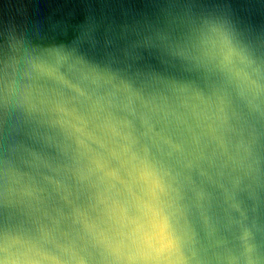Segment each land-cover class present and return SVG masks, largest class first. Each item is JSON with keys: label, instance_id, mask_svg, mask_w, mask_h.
Masks as SVG:
<instances>
[{"label": "clouds", "instance_id": "clouds-1", "mask_svg": "<svg viewBox=\"0 0 264 264\" xmlns=\"http://www.w3.org/2000/svg\"><path fill=\"white\" fill-rule=\"evenodd\" d=\"M168 51L220 86L206 93L159 73L137 81L61 49L48 58L26 53L21 66L5 65L12 78L6 75L0 102V195L6 211L22 210L31 224L5 225L0 264H196L185 193L203 223L213 224L209 194L191 178L195 170L215 183L205 164L220 169L216 177L230 168L225 203L239 211L237 190L245 180L258 183L262 171L243 132L235 141L229 136L233 96L250 112H264L260 66L227 22L211 18L192 23ZM24 129L55 156L12 138ZM81 197L86 206L76 203ZM52 199L70 205V216L50 209ZM69 219L76 231L62 227ZM241 244L253 264L245 226Z\"/></svg>", "mask_w": 264, "mask_h": 264}, {"label": "water", "instance_id": "water-1", "mask_svg": "<svg viewBox=\"0 0 264 264\" xmlns=\"http://www.w3.org/2000/svg\"><path fill=\"white\" fill-rule=\"evenodd\" d=\"M202 18L227 22L249 49L261 69L264 84V0H0V102L4 81L12 72L5 65L21 66L27 53L48 58L53 49H61L70 58H82L101 69L110 68L139 81L145 74L159 73L177 81V86H198L206 93L219 87L217 81L206 80L196 69H189L169 55V45L180 43L192 23ZM264 109V96L261 97ZM230 120L235 132L230 138L252 142L261 160V180H245L236 192L239 211L225 203L223 186L230 185L229 169L216 177L220 169L204 165L215 183L202 180L193 170V182L209 194L208 212L214 219L205 225L186 192V202L192 207L190 221L195 233L196 264H247L241 244V226L250 232L253 264H264V112L256 114L233 96ZM139 130V126H137ZM56 134L54 129H41ZM55 156L42 144L33 143L27 129L12 137ZM5 127L0 103V159L3 156ZM211 151V148L208 149ZM242 175V174H241ZM3 179L0 176V193ZM76 203L86 206V198ZM48 207L62 208L70 216L71 206L47 201ZM31 224L22 210L6 211L0 195V233L6 224ZM62 227L76 231L70 219ZM89 264H96L90 261Z\"/></svg>", "mask_w": 264, "mask_h": 264}]
</instances>
